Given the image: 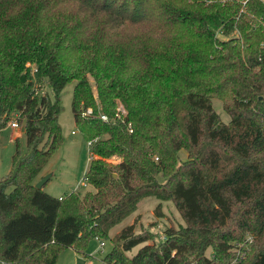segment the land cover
Segmentation results:
<instances>
[{"label":"trees","instance_id":"obj_1","mask_svg":"<svg viewBox=\"0 0 264 264\" xmlns=\"http://www.w3.org/2000/svg\"><path fill=\"white\" fill-rule=\"evenodd\" d=\"M71 80L89 186L56 197L35 182ZM12 120L26 149L0 175V264L84 253L150 195L184 224L157 243L127 225L101 264H264V0H0V132Z\"/></svg>","mask_w":264,"mask_h":264},{"label":"rangeland","instance_id":"obj_2","mask_svg":"<svg viewBox=\"0 0 264 264\" xmlns=\"http://www.w3.org/2000/svg\"><path fill=\"white\" fill-rule=\"evenodd\" d=\"M89 79H92L91 76H89ZM75 82L76 80L69 81L61 91L62 110L58 115V121L61 125L62 140L39 173L42 176L50 174L49 179L43 185V189L56 197L65 196L72 190H80L83 192L89 186V184H83L86 182V172L92 154L88 141L74 121L71 100ZM92 88L96 94V89L93 84ZM45 89H47L46 86L41 88L39 93H43ZM98 105L100 106V104ZM212 105L220 118L224 122H227L230 116L222 107L221 100L217 97H213ZM15 137L18 138L20 150L24 151L26 149V135L23 130L20 129L19 125L11 126L9 123L0 132V175L7 174L11 168L12 155L16 148ZM186 158V151L181 149L179 151V160L176 163V167H179ZM104 159L107 162L115 163L120 157L113 155ZM158 178L161 181L164 180V177L161 175H159ZM130 224H133L135 233L147 234L150 237V239L145 241L146 243H157L164 235L165 228L169 226L178 228L184 224V220L171 200L160 201L155 196H145L138 202L134 211L110 228L109 236L111 240L102 238L105 242L103 247H100L101 238L98 239L95 237L87 241L84 253L78 252L73 246L64 247L58 254L55 264H101V258L111 248L115 234L118 233L121 228ZM244 234L246 240L250 239L249 233L244 232ZM143 243L144 242L132 247L131 250L127 251V254L133 255ZM242 243L246 242L243 241ZM237 248H239V250L236 251L238 255L243 257L247 256L246 251H240V245L237 246ZM253 250H250L249 253H252ZM205 254L211 256L212 249L208 247L205 250ZM16 264L23 263L20 262Z\"/></svg>","mask_w":264,"mask_h":264},{"label":"built area","instance_id":"obj_3","mask_svg":"<svg viewBox=\"0 0 264 264\" xmlns=\"http://www.w3.org/2000/svg\"><path fill=\"white\" fill-rule=\"evenodd\" d=\"M37 91H38V90H37ZM123 111H124V110H123L122 106L119 105V106L117 107L116 115H120V112H123ZM90 112H91V108L88 107V108H87L86 110H84L82 113H83V114H86V113H90ZM100 116H101L102 118H104V119L107 118L106 115H105L104 113L101 114ZM10 124H11V126H18L16 120H12V121L10 122ZM88 144H90V141H88ZM85 180H86V177H85ZM83 185H86V182H84ZM104 244H105L104 240L101 239V241H100V247H103Z\"/></svg>","mask_w":264,"mask_h":264},{"label":"water","instance_id":"obj_4","mask_svg":"<svg viewBox=\"0 0 264 264\" xmlns=\"http://www.w3.org/2000/svg\"><path fill=\"white\" fill-rule=\"evenodd\" d=\"M21 80L24 81L25 80V75L22 74L21 75ZM22 130H24V127H21ZM50 174H47L45 176H42L41 178H39L36 182H35V186L40 188L44 185V183L49 179Z\"/></svg>","mask_w":264,"mask_h":264},{"label":"crops","instance_id":"obj_5","mask_svg":"<svg viewBox=\"0 0 264 264\" xmlns=\"http://www.w3.org/2000/svg\"><path fill=\"white\" fill-rule=\"evenodd\" d=\"M20 129H21V127H20ZM41 176H42V175H41V174H39V175H38V178H40Z\"/></svg>","mask_w":264,"mask_h":264}]
</instances>
